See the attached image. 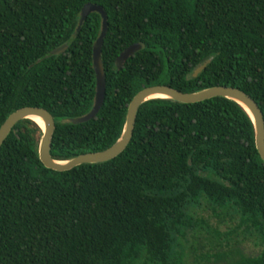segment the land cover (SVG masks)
<instances>
[{
  "label": "trees",
  "instance_id": "1",
  "mask_svg": "<svg viewBox=\"0 0 264 264\" xmlns=\"http://www.w3.org/2000/svg\"><path fill=\"white\" fill-rule=\"evenodd\" d=\"M87 3L107 15L104 102L94 119L61 124L93 106L92 46L101 19L91 13L76 31ZM64 44V53L49 56ZM133 44L141 48L118 69L116 57ZM263 72L264 0H0V126L17 109H45L55 121L54 160L110 147L128 103L149 86L182 93L237 88L264 119ZM41 136L36 123L22 120L0 147V264L209 261L195 247L201 231L219 241L218 231L194 214L205 204L235 213L261 242L254 257L234 249L213 258L264 264V164L253 123L235 102L146 101L120 155L64 172L39 161Z\"/></svg>",
  "mask_w": 264,
  "mask_h": 264
},
{
  "label": "water",
  "instance_id": "2",
  "mask_svg": "<svg viewBox=\"0 0 264 264\" xmlns=\"http://www.w3.org/2000/svg\"><path fill=\"white\" fill-rule=\"evenodd\" d=\"M91 13H97L101 19L100 33L92 46V66L95 74V95L93 106L91 107L90 111L84 116L78 118L62 119L60 121L61 124L77 125L86 123L94 119L104 102L106 82L105 72L101 61V47L108 29V23L107 15L103 7L91 3L83 5L80 11L76 31H79L87 16ZM140 48L141 46L139 44H133L120 52L115 59L117 68L120 69L124 62ZM66 49L67 45L64 44L58 48L53 49L49 53V56L62 54ZM211 61L212 58H208L201 65H199L193 71L192 77L195 78L198 74H200L205 69L207 64H209ZM216 97L225 98L235 102L248 114L253 123L255 148L264 164V119L262 112L260 111L255 101L248 95L237 88L228 86H213L192 93H182L167 85L145 87L137 92L128 103L121 135L110 147L100 152L77 155L66 161L54 160L50 155V144L53 133L55 131V121L50 113L40 107H23L12 112L0 126V147L11 132L12 128L18 122L27 119L36 123L34 121V118H38L42 121L43 128H41L36 123L42 131V136L38 144L37 154L39 161L45 168L57 172H64L84 164L105 163L116 158L127 147L133 134L138 109L146 101L152 99H168L177 103L191 104Z\"/></svg>",
  "mask_w": 264,
  "mask_h": 264
},
{
  "label": "rangeland",
  "instance_id": "3",
  "mask_svg": "<svg viewBox=\"0 0 264 264\" xmlns=\"http://www.w3.org/2000/svg\"><path fill=\"white\" fill-rule=\"evenodd\" d=\"M196 217L203 219L207 225L218 231L220 236L218 237L221 245L216 246L213 250L210 245L212 242L217 241V237L209 230L201 231L198 233L197 241L195 244L196 254H207L210 256L209 261H200L197 264H224V262H217L213 255L215 253H228L234 249H237L243 255L254 257L261 250V242L258 234L254 231L246 232L244 227L239 223L238 216L233 212H221L213 211L210 205H202L194 211ZM240 225V226H239ZM232 230H236L234 235H230ZM209 233V234H208ZM194 257L186 259V264H195Z\"/></svg>",
  "mask_w": 264,
  "mask_h": 264
},
{
  "label": "bare ground",
  "instance_id": "4",
  "mask_svg": "<svg viewBox=\"0 0 264 264\" xmlns=\"http://www.w3.org/2000/svg\"><path fill=\"white\" fill-rule=\"evenodd\" d=\"M34 121L41 127V128H43V123H42V121L40 120V119H38V118H34Z\"/></svg>",
  "mask_w": 264,
  "mask_h": 264
}]
</instances>
